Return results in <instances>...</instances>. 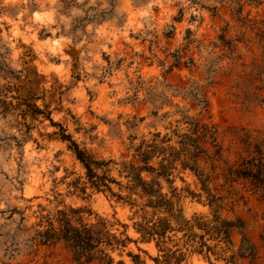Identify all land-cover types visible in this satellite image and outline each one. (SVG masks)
<instances>
[{
  "label": "clouds",
  "instance_id": "1",
  "mask_svg": "<svg viewBox=\"0 0 264 264\" xmlns=\"http://www.w3.org/2000/svg\"><path fill=\"white\" fill-rule=\"evenodd\" d=\"M0 264H264V0H0Z\"/></svg>",
  "mask_w": 264,
  "mask_h": 264
}]
</instances>
